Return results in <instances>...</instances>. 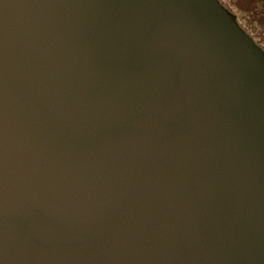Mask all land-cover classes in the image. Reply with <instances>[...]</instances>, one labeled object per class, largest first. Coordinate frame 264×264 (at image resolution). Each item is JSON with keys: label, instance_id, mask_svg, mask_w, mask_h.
<instances>
[{"label": "water", "instance_id": "obj_1", "mask_svg": "<svg viewBox=\"0 0 264 264\" xmlns=\"http://www.w3.org/2000/svg\"><path fill=\"white\" fill-rule=\"evenodd\" d=\"M0 264H264V47L221 0H0Z\"/></svg>", "mask_w": 264, "mask_h": 264}, {"label": "rangeland", "instance_id": "obj_2", "mask_svg": "<svg viewBox=\"0 0 264 264\" xmlns=\"http://www.w3.org/2000/svg\"><path fill=\"white\" fill-rule=\"evenodd\" d=\"M238 16L240 24L264 45V0H221ZM245 25V26H244Z\"/></svg>", "mask_w": 264, "mask_h": 264}, {"label": "trees", "instance_id": "obj_3", "mask_svg": "<svg viewBox=\"0 0 264 264\" xmlns=\"http://www.w3.org/2000/svg\"><path fill=\"white\" fill-rule=\"evenodd\" d=\"M245 26V25H244ZM245 29L250 33V30L248 28H246L245 26ZM252 35V34H251ZM260 45H262L264 47V45L262 43L259 42Z\"/></svg>", "mask_w": 264, "mask_h": 264}]
</instances>
